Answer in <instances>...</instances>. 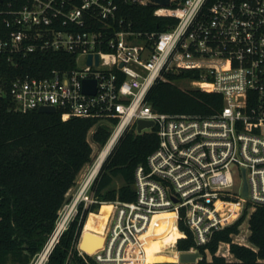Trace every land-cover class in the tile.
<instances>
[{"label":"built area","instance_id":"1","mask_svg":"<svg viewBox=\"0 0 264 264\" xmlns=\"http://www.w3.org/2000/svg\"><path fill=\"white\" fill-rule=\"evenodd\" d=\"M122 4L151 5L154 16L169 19L166 28L134 29ZM48 50L73 54L74 66L8 76L21 58ZM182 68L200 72V78L184 79L191 87L221 94L219 112H159L151 106L150 87ZM86 79L95 80L94 93L83 91ZM1 106L19 112L53 106L62 120L98 118L110 127L100 148L109 144V152L124 131H137L138 119L152 120L158 137L135 168L133 200L93 195L106 158L91 175L100 151L28 264H48L62 234L94 203L111 205L101 246L90 252L80 245L83 222L63 264L76 257L92 264H181L182 251L204 247L208 253L214 232L239 219L231 240L219 241L215 254L235 260L231 243L256 250L249 217L264 205V0H0ZM236 169L243 175L238 186ZM160 214L175 223L181 219L192 234L194 245L177 250L176 261L146 259L143 233Z\"/></svg>","mask_w":264,"mask_h":264},{"label":"trees","instance_id":"2","mask_svg":"<svg viewBox=\"0 0 264 264\" xmlns=\"http://www.w3.org/2000/svg\"><path fill=\"white\" fill-rule=\"evenodd\" d=\"M122 9L134 29L160 31L166 28L165 23L169 20L154 16L151 5L122 4ZM74 64L73 54L48 50L21 58L20 66L8 76L25 70L33 74H47L54 67H73ZM38 68L41 71H36ZM197 78H200L197 69L169 70L164 79H158L150 87L146 100L159 112L201 115L219 112L223 105L221 94L177 84L180 80ZM109 134L108 123L94 117L62 120L59 110L19 112L0 107V264H6L8 260L28 264L53 228L57 212L69 198L79 173L92 162L95 149L105 145ZM157 144L154 127L141 132L135 131L134 127L124 131L107 154L91 185L93 195L99 200H133L136 196L135 168L145 163ZM118 176L121 184L113 187L112 182ZM97 206V203L90 205L84 210L81 220L78 216L72 221L54 247L48 264L64 263L86 214ZM168 215L153 216L149 231L143 233L144 240L147 238L145 253L148 254V261L154 258L151 242L154 238L163 237L164 231L159 224L168 219ZM240 220L214 232L205 246L212 254L211 260L206 259L204 247H200V258L181 264H264V205H257L249 217V240L256 250L231 243L230 251L235 260H226L215 254L218 242L230 241ZM177 227L179 233L174 241L175 248L187 250L194 245L192 234L181 219ZM241 228L244 234L246 224ZM75 260L77 264H92L80 257Z\"/></svg>","mask_w":264,"mask_h":264},{"label":"rangeland","instance_id":"3","mask_svg":"<svg viewBox=\"0 0 264 264\" xmlns=\"http://www.w3.org/2000/svg\"><path fill=\"white\" fill-rule=\"evenodd\" d=\"M178 85L182 87H189L190 83L187 80H180L177 82ZM102 149L96 148L95 149V155L91 163L87 164L79 173L77 178L76 185L71 189L70 194L74 193L78 187L80 186L83 178L88 174V172L91 170L93 166V161L97 157V154ZM233 176L235 179L236 186H238L242 180V172L238 169L234 170ZM121 184L120 177H115L114 181L112 182L113 187H117ZM87 193H91L90 189L87 191ZM104 206H101L98 204L97 207H95L93 210L90 211V214H88L87 224L85 228V232L87 237L84 241L87 247H95L98 244H102L103 237L100 236L98 238V235H102L105 228V222L107 221V217L110 212L109 205L103 204ZM85 219V221H86ZM84 221V222H85ZM159 227L164 231V235L161 238H154L151 242L150 249L152 250V254H154V258L152 261H176L177 258L176 255L177 249L175 248L174 241L176 236L178 235V227L177 223L173 219H166L164 221H161L159 224ZM97 236L98 239H96L93 235ZM205 252V251H204ZM147 253H145L146 259H147ZM201 256V254H200ZM206 259L211 260L212 254L210 251L205 252ZM6 264H17L16 262H13L11 260H8ZM70 264H76V261L73 260Z\"/></svg>","mask_w":264,"mask_h":264},{"label":"water","instance_id":"4","mask_svg":"<svg viewBox=\"0 0 264 264\" xmlns=\"http://www.w3.org/2000/svg\"><path fill=\"white\" fill-rule=\"evenodd\" d=\"M161 4H167L168 0H155ZM97 57V55H95ZM88 62H90V56L88 58ZM83 91L87 93H94L95 91V80L86 79L83 82ZM40 112H55V108L53 106H41L38 108ZM153 126L152 120H143L138 119L136 121V129L137 132H141L143 129L151 128ZM242 194L244 196L247 195V187L246 184H243ZM181 262H194L199 258V252L197 251H182L179 255Z\"/></svg>","mask_w":264,"mask_h":264},{"label":"bare ground","instance_id":"5","mask_svg":"<svg viewBox=\"0 0 264 264\" xmlns=\"http://www.w3.org/2000/svg\"><path fill=\"white\" fill-rule=\"evenodd\" d=\"M109 148H110V145L108 144V145H106V146L101 150V152H100V154H99V156H98V158H97V161H96L95 165L93 166V168H92V170H91V175L94 174V173L96 172L99 162H102L103 159L107 156V154L109 153ZM104 204L109 205L110 210H111V205H110V204H108V203H104ZM165 215H168V214H160V215H157V216L159 217V216H165ZM87 219H88V217H87ZM87 219H86V221H85V225H84V229H83V233H82V238H81V241H80V245H81L83 248H85L86 250L92 252L93 250L97 249V248L100 247L101 245L98 244V245L95 246V247H87V246H86V244H85L84 241L86 240L85 238L87 237L86 232H85V228H86V224H87ZM93 236L95 237L96 234L93 235ZM95 238H96V239L100 238V235H98V238H97V236H96Z\"/></svg>","mask_w":264,"mask_h":264},{"label":"crops","instance_id":"6","mask_svg":"<svg viewBox=\"0 0 264 264\" xmlns=\"http://www.w3.org/2000/svg\"><path fill=\"white\" fill-rule=\"evenodd\" d=\"M111 211V210H110ZM110 213V212H109ZM108 221V220H107ZM107 221L105 222L106 224H105V228H104V232H105V230H106V226H107ZM103 232V233H104ZM103 235V234H102ZM102 235H100L101 237H103Z\"/></svg>","mask_w":264,"mask_h":264}]
</instances>
